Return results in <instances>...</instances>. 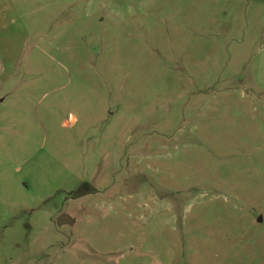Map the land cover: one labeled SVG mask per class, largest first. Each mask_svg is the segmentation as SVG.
Returning a JSON list of instances; mask_svg holds the SVG:
<instances>
[{
  "label": "rangeland",
  "instance_id": "obj_1",
  "mask_svg": "<svg viewBox=\"0 0 264 264\" xmlns=\"http://www.w3.org/2000/svg\"><path fill=\"white\" fill-rule=\"evenodd\" d=\"M0 264H264V0H0Z\"/></svg>",
  "mask_w": 264,
  "mask_h": 264
}]
</instances>
